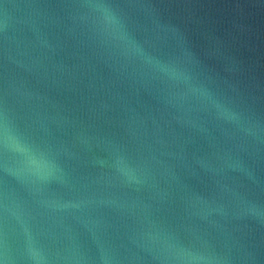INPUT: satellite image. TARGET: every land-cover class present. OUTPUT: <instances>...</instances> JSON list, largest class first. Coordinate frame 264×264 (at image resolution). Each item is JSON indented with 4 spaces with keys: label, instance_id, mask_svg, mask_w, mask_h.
<instances>
[{
    "label": "water",
    "instance_id": "95a60500",
    "mask_svg": "<svg viewBox=\"0 0 264 264\" xmlns=\"http://www.w3.org/2000/svg\"><path fill=\"white\" fill-rule=\"evenodd\" d=\"M0 264H264V0H0Z\"/></svg>",
    "mask_w": 264,
    "mask_h": 264
}]
</instances>
